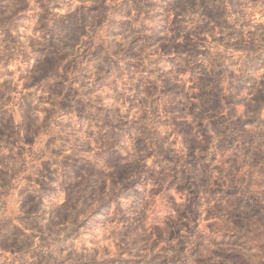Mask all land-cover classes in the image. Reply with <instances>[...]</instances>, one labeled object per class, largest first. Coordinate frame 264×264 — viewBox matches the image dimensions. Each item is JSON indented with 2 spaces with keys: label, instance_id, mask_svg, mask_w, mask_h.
<instances>
[{
  "label": "clouds",
  "instance_id": "clouds-1",
  "mask_svg": "<svg viewBox=\"0 0 264 264\" xmlns=\"http://www.w3.org/2000/svg\"><path fill=\"white\" fill-rule=\"evenodd\" d=\"M0 264H264V0H0Z\"/></svg>",
  "mask_w": 264,
  "mask_h": 264
}]
</instances>
